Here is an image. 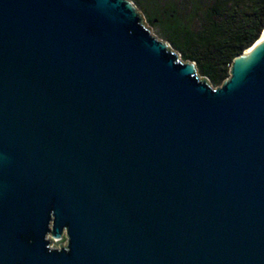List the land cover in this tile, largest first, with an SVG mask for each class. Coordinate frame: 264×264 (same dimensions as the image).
I'll return each mask as SVG.
<instances>
[{"label":"water","instance_id":"1","mask_svg":"<svg viewBox=\"0 0 264 264\" xmlns=\"http://www.w3.org/2000/svg\"><path fill=\"white\" fill-rule=\"evenodd\" d=\"M150 31L0 0V264H264V28L216 87Z\"/></svg>","mask_w":264,"mask_h":264},{"label":"trees","instance_id":"2","mask_svg":"<svg viewBox=\"0 0 264 264\" xmlns=\"http://www.w3.org/2000/svg\"><path fill=\"white\" fill-rule=\"evenodd\" d=\"M148 23L213 87L264 28V0H136Z\"/></svg>","mask_w":264,"mask_h":264},{"label":"rangeland","instance_id":"3","mask_svg":"<svg viewBox=\"0 0 264 264\" xmlns=\"http://www.w3.org/2000/svg\"><path fill=\"white\" fill-rule=\"evenodd\" d=\"M133 3H134V5L136 6V9L142 14V16H143V18H144V20H145V23H146V25H147V27H149V28H151V31H150V33L151 34H153L156 38H158V39H160V40H162V41H164V42H166V43H168L169 45H170V47L172 48V49H174L173 47H172V45L159 33V31H158V29L155 27V26H152V25H150L149 23H148V21H147V19H146V15H145V13H144V11H143V9L141 8V6L139 5V4H137L136 3V0H131ZM175 50V49H174ZM177 51V50H176ZM178 52V51H177ZM179 54V57H180V59H182L181 58V55H180V53H178ZM183 60V59H182ZM200 77H204V76H202V75H199ZM50 242L52 243L50 246L51 247H54V248H56V247H59V244H65V242H66V237H65V235H63L62 236V238L61 239H59V240H54V239H51L50 238Z\"/></svg>","mask_w":264,"mask_h":264},{"label":"bare ground","instance_id":"4","mask_svg":"<svg viewBox=\"0 0 264 264\" xmlns=\"http://www.w3.org/2000/svg\"><path fill=\"white\" fill-rule=\"evenodd\" d=\"M251 48V47H250ZM250 48H248V49H250ZM248 49H246V50H248Z\"/></svg>","mask_w":264,"mask_h":264}]
</instances>
